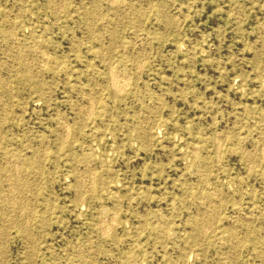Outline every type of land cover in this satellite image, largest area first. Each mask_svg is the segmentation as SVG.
I'll return each mask as SVG.
<instances>
[{
  "label": "rangeland",
  "instance_id": "obj_1",
  "mask_svg": "<svg viewBox=\"0 0 264 264\" xmlns=\"http://www.w3.org/2000/svg\"><path fill=\"white\" fill-rule=\"evenodd\" d=\"M262 143L264 0H0V264H264Z\"/></svg>",
  "mask_w": 264,
  "mask_h": 264
},
{
  "label": "bare ground",
  "instance_id": "obj_2",
  "mask_svg": "<svg viewBox=\"0 0 264 264\" xmlns=\"http://www.w3.org/2000/svg\"><path fill=\"white\" fill-rule=\"evenodd\" d=\"M113 1H115V0H113ZM111 68H113V67H111ZM114 69H115V68H114ZM111 70H112V69H111ZM111 70H109V71H111ZM110 73H111V72H110ZM110 73H109V74H110ZM113 75H115V74H113ZM118 75H119V73H118ZM109 77H111V75H110ZM118 77H119V76H118ZM111 78H112V77H111ZM115 78H116V76H115ZM126 78H127V77H126ZM113 79H114V77H113ZM116 79H118V78H116ZM123 79H124V77H123ZM110 80H111V79H110ZM118 80H119V79H118ZM120 81H122V80H120ZM128 81H129V80H128ZM111 82H112V81H111ZM111 82H110V84H112ZM116 82H117V80H116ZM125 82H126V81H125ZM114 83H115V81H114ZM114 83H113V84H114ZM123 83H124V81H123ZM126 83H127V82H126ZM126 83H125V84H126ZM122 85H123V84H122ZM112 86H114V85H112ZM116 86H117V85H116ZM116 86H115V87H116ZM118 86H119V84H118ZM125 86H126V85H125ZM121 87H122V86H121ZM126 87H127V86H126ZM122 88H123V87H122ZM112 89H113V87H112ZM116 89H117V88H116ZM119 89L121 90V88H119ZM118 91H119V90H118ZM117 93H118V92H117ZM90 102H91V101H90ZM90 104L92 105V103H90ZM262 144H264V143H262ZM263 151H264V150H263ZM261 153H262V152H261ZM262 155L264 156V152L262 153ZM250 158H251V157H250ZM263 158H264V157H263ZM19 159H20V158H19ZM248 159H249V158H248ZM16 161H17V160H16ZM18 162H19V161H18ZM15 165H16V164H15ZM16 167H17V166H16ZM16 167H15V168H16ZM14 170H15V169H14ZM18 171H19V170H18ZM18 171H16V173H18ZM11 173H12V172H11ZM14 174H15V173H14ZM18 175H19V174H18ZM16 176H17V175H16ZM9 177H10V174H9ZM15 180H16V179H14V182H15ZM18 183H19V181H18ZM14 187H15V186H14ZM12 189H13V188H12ZM22 189H23V188H22ZM10 190H11V189H10ZM21 192H22V191H21ZM11 193H12V192H11ZM13 200H14V199H13ZM11 202H12V200H11ZM12 203H13V202H12ZM11 205H12V204H11ZM12 206H13V205H12ZM20 214H21V213H20ZM19 216H20V215H19ZM102 216H103V215H102ZM20 217H21V216H20ZM210 218H211V217H210ZM102 222H103V220H102ZM101 225H102V224H101ZM107 225H108V224H107ZM108 227H109V226H108ZM205 227H206V226H205ZM109 230H110V228H109ZM109 230H108V231H109ZM106 232H107V230H106ZM102 233H103V232H102Z\"/></svg>",
  "mask_w": 264,
  "mask_h": 264
}]
</instances>
